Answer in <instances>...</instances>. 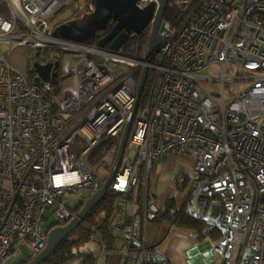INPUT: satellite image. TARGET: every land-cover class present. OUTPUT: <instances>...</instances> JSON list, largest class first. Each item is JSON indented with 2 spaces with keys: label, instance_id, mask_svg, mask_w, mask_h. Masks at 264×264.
Listing matches in <instances>:
<instances>
[{
  "label": "built area",
  "instance_id": "built-area-1",
  "mask_svg": "<svg viewBox=\"0 0 264 264\" xmlns=\"http://www.w3.org/2000/svg\"><path fill=\"white\" fill-rule=\"evenodd\" d=\"M151 2L160 6L137 5ZM0 4L9 10L0 13V44L25 47L31 56L64 52L67 61L49 55L63 60L60 81L74 79L60 98L57 79L37 83L7 52L0 55V264L38 256L50 231L102 189L119 146L99 154L101 146L121 141L146 65L144 98L109 187L138 206L144 169V203L132 214L120 210L127 218L122 244L101 239L96 255L116 249L130 259L138 228L164 213L148 187L155 160L189 153L197 162L186 201L195 200L196 216L222 232L206 264H264V0H170L179 18L164 17L150 62L148 45L131 43L135 33L118 50L55 35L60 24L93 12V0ZM147 246L141 243L144 262L156 264Z\"/></svg>",
  "mask_w": 264,
  "mask_h": 264
},
{
  "label": "water",
  "instance_id": "water-1",
  "mask_svg": "<svg viewBox=\"0 0 264 264\" xmlns=\"http://www.w3.org/2000/svg\"><path fill=\"white\" fill-rule=\"evenodd\" d=\"M169 1L160 0L158 8L155 2H151L145 8H139L137 5L139 0H93L95 4L93 12L60 24L55 30V35L78 42L95 43L103 47L109 46L112 49L118 50L129 42L132 34L140 35L150 29L147 48L148 62H150L153 52L161 43L160 28ZM63 8L64 6L60 9ZM111 21L113 24L111 30L103 34L104 36H101L100 32L107 30ZM39 55L38 51L34 53L33 66L36 73L34 80L40 83L58 79L60 73L59 61L40 62ZM148 73L149 66L146 65L142 71L137 100L131 119L126 125L120 141L116 161L104 186L68 224L55 227L50 231L47 246L38 256L25 260L21 264H42L106 198L110 183L120 167L133 121L146 87Z\"/></svg>",
  "mask_w": 264,
  "mask_h": 264
},
{
  "label": "crops",
  "instance_id": "crops-1",
  "mask_svg": "<svg viewBox=\"0 0 264 264\" xmlns=\"http://www.w3.org/2000/svg\"><path fill=\"white\" fill-rule=\"evenodd\" d=\"M10 61L18 70L21 69L17 65L20 64L17 59H13ZM28 62L29 60L27 61L26 59V65L24 64L25 70L26 66L28 70ZM173 154L175 155L174 157L176 159V156L179 157V155L182 153H168L165 156L159 157L155 160L153 173L150 178L148 187L154 192L156 199L163 207L165 206L168 198L174 195L176 197L177 206L180 208L181 206L185 205L184 203L186 202V194L185 191H181L178 189V184L184 175L189 176L188 171L191 169V167L194 166L196 161L192 160L188 165L181 166V173L175 176L174 184H170L168 187L164 188L160 195L157 183L154 184L155 175L153 176V174L155 170L157 171L163 169L167 164V162H164V160H167ZM140 191L142 193L141 201L143 206L145 189H141ZM129 203L133 207L132 213L134 212V210H137L138 206H140L139 203L138 206L132 204V202ZM120 210L121 209H119V212ZM104 215L105 212L101 211L99 217L102 218ZM115 215H119L118 211H115V213L113 214V219L110 223L113 235L112 239L117 245H121L124 234V226L127 221V218L120 213L121 220L116 222ZM214 229L215 231L213 233L209 234L206 232L204 234H200L196 230L180 227L169 220L151 221L138 228L141 241H139L136 246H141V243L143 242H145V244H152L153 242L162 238L160 243L156 247L152 248L157 260H166L168 264H206V262H212V259L207 250L208 247L210 245L216 244L218 242V239L220 238V234L222 233L219 229ZM85 248L91 250L92 252H96L95 250L99 248V242ZM96 256V259L92 263L88 264H145L142 250L133 251L132 256L128 260L123 258L121 252L116 249L107 256ZM13 264H16V261ZM70 264L85 263L83 259H77ZM212 264H216V262Z\"/></svg>",
  "mask_w": 264,
  "mask_h": 264
},
{
  "label": "trees",
  "instance_id": "trees-1",
  "mask_svg": "<svg viewBox=\"0 0 264 264\" xmlns=\"http://www.w3.org/2000/svg\"><path fill=\"white\" fill-rule=\"evenodd\" d=\"M173 11L174 8L172 6L169 7L165 13V18L169 20L178 19L179 15H175ZM0 13L8 15L9 10L8 8H6L5 5L0 4ZM112 26L113 24L111 21L108 25L107 30L110 31ZM107 30L103 31L104 34L107 33ZM149 37L150 29L143 34L134 36L131 40V43L138 47H144L148 45ZM39 57H41V55H39ZM42 57H44V59L48 61L51 56L46 53ZM34 59V54L32 56L30 55L29 74L31 78H33L36 74L33 66ZM53 85L55 87V90H57L60 85V79L54 81ZM119 145L120 139L118 138L105 139L100 149L101 153L99 154H102L103 150L109 151L114 147L117 148ZM188 181L189 176L184 175L178 184V189L181 191H185L188 185ZM141 197L142 193L139 192L136 199V201L140 204V206H138V210L142 208ZM132 199L133 196L131 195L116 193L114 191L109 190L104 201H102L100 205L87 216L85 221L78 228H76L70 234V236L67 237L62 242V244L54 251V253L49 258H47V260H45L42 264H70L77 259H83L85 264L92 263L97 257L96 252L99 248L95 250L96 252H92L91 250L85 248V244L89 243L92 234H95L96 237L94 241L95 244L99 242L100 245L101 239H112L113 235L110 223L113 219V214L115 213V211L119 212V209H122L121 205H118V203H129L132 201ZM187 203L188 201L184 203L185 205L179 208L177 206L176 197L174 195L170 196L164 206V213L159 215L157 220H169L180 227L196 230L200 234H204L206 232L209 234L213 233L215 231L214 227L211 226V224H209L204 218L198 217L194 213H191L186 208ZM83 208L84 206L81 207L80 210H82ZM101 211L105 212V215L102 218L99 217ZM161 240L162 238L158 239L152 244H148L147 247L154 248L160 243ZM82 246L83 248H85L84 250L80 249ZM140 250L141 246H135L133 248V251ZM162 261L163 260H157L156 264H161Z\"/></svg>",
  "mask_w": 264,
  "mask_h": 264
},
{
  "label": "rangeland",
  "instance_id": "rangeland-1",
  "mask_svg": "<svg viewBox=\"0 0 264 264\" xmlns=\"http://www.w3.org/2000/svg\"><path fill=\"white\" fill-rule=\"evenodd\" d=\"M66 13H67V9L63 10V12H61V14L58 15L57 19L63 20ZM2 52H7L8 58L10 60L17 59L20 64H17V63L16 64L22 69V70L21 69L20 70L23 73H25V74L29 73V66H28V70H27V66H26V70H25V66H24L26 59H27V61L30 60V52L27 48L17 47L14 49H10L8 45L0 44V55ZM50 52L56 53L57 51L43 50V53L40 55H41V57L46 53H48V55H49ZM56 55H59L62 57L64 56L63 59L65 61H67V59H68L64 52H57ZM62 62H63V60H62ZM28 64H29V62H28ZM63 68L66 71H68L70 69L69 64H67V63L64 64ZM73 83H74L73 76H68V77H64L61 79V81H60L61 85L57 89V93H59L60 98L63 95L64 89L67 86L72 85ZM174 156L175 155L173 154L170 156V158H168L167 160H164V162H167L166 166L161 170H157V171L155 170V172L153 174V176L155 175L154 184L157 183L159 195L163 191L164 188L168 187L170 184H174L175 176H177L178 174L181 173V171H180L181 166L188 165L192 160L197 162L196 157L192 154H189V153H182L179 155V157L176 156V159ZM181 157H185V158H181ZM196 162H195L194 166L191 167V169L188 171L189 176H191V178H193L194 174H195L194 169H195ZM181 176H182V174H181ZM141 189H145V192H146V179H145L144 169H143V172H142L141 177H140L138 190L140 191ZM195 204H196L195 200L188 201V203L186 204V208L191 213H196ZM118 205H121L122 209L124 211H127V213H129V214L132 213L133 207L130 203L119 202ZM73 206H76V203H74ZM118 214L119 215H115V221L116 222L121 220L120 212H118ZM95 239H96L95 234H92L91 240L89 241V243L85 244V246L89 247L90 245H94ZM80 249L84 250L85 248H83V246H82ZM22 250L24 251L25 256H27V254H28L27 253V247L22 246ZM15 261H16V259H13L12 261H10V264H13Z\"/></svg>",
  "mask_w": 264,
  "mask_h": 264
},
{
  "label": "flooded vegetation",
  "instance_id": "flooded-vegetation-1",
  "mask_svg": "<svg viewBox=\"0 0 264 264\" xmlns=\"http://www.w3.org/2000/svg\"><path fill=\"white\" fill-rule=\"evenodd\" d=\"M76 19V18H75ZM70 20V19H69ZM102 34V33H100ZM51 59H53L52 57L49 58L48 61H52ZM39 61L40 62H47V60L44 59V57H39ZM54 61H57V59H55ZM59 66L62 67V60H59Z\"/></svg>",
  "mask_w": 264,
  "mask_h": 264
}]
</instances>
